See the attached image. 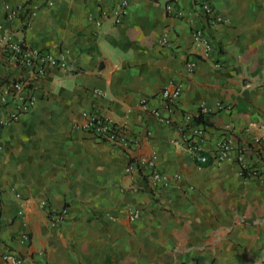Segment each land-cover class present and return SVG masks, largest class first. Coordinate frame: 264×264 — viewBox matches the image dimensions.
I'll use <instances>...</instances> for the list:
<instances>
[{"label": "crops", "instance_id": "1", "mask_svg": "<svg viewBox=\"0 0 264 264\" xmlns=\"http://www.w3.org/2000/svg\"><path fill=\"white\" fill-rule=\"evenodd\" d=\"M209 1L223 22L205 21L194 0H129L121 23L96 26L115 0H0V24L68 65L48 67L34 106L0 130V254L21 264H264V180L241 176L234 160L198 166L175 129L205 103L209 151L222 126L247 139L245 128L264 122V0ZM167 2L181 15L167 14ZM18 4L33 14L9 19L7 7ZM199 27L209 60L195 55ZM13 74L0 68V80ZM171 80L182 90L173 125H164L138 103L161 107L157 95ZM94 110L134 141L128 155L77 126ZM152 154L159 171L179 177L153 187L135 176L131 187L128 156ZM127 205L141 212L134 222ZM62 209L66 219L49 226V212Z\"/></svg>", "mask_w": 264, "mask_h": 264}, {"label": "built area", "instance_id": "2", "mask_svg": "<svg viewBox=\"0 0 264 264\" xmlns=\"http://www.w3.org/2000/svg\"><path fill=\"white\" fill-rule=\"evenodd\" d=\"M116 5L111 10L101 11L100 17L94 18L96 26H100L102 20L111 18L114 24L123 21L128 12L129 0H115ZM199 15L212 23H221L224 21L209 0H194ZM28 4H18L14 7H7V17L12 19L16 16L32 15L29 12ZM167 14L180 16L181 12L172 7L171 2L165 5ZM28 12V13H27ZM27 24L23 21L22 25ZM20 31H12L5 25L0 24V68L5 66L12 67L14 74L3 77L0 80V130L17 121L22 115L26 114L35 104L34 89L38 80L42 79L47 72L48 67L67 68V62L63 55H53L45 50H40L27 45L21 37H16ZM192 35L200 46L196 52V58L200 60H209L212 52L211 42L202 27L194 28ZM166 42V39H162ZM195 61L189 60L185 63L186 70L191 73L195 69ZM215 66L219 67L218 63ZM182 85L180 82L171 80L169 85L163 87L157 97L160 100L161 107H152L148 104V99L142 97L138 106L145 112L152 115L158 122L164 125H173L172 114L175 105L180 97ZM12 103L13 108L7 109ZM218 108L230 109V106L218 103ZM209 110L205 103H202L193 113H183L181 122L175 126L180 134L179 144H182L184 150L191 159L198 165H204L210 157L217 162L234 160L237 163L239 174L243 177H255L264 180V122L256 125L257 132H252L251 128H245V133L249 136L242 139L234 132L230 125L222 126L221 135L212 150H207V142L210 126L196 119L198 117L208 118ZM82 130L87 131L107 142L113 147L122 150L127 155L135 144L123 133L120 123L115 121L110 115L101 111H91L85 113V120L77 125ZM128 161L123 165V172L130 177L131 187H135V176H140L147 180L153 187L166 186L172 180L177 179L178 175H169L161 172L156 167V154L149 158H135L128 156ZM16 197L20 195L16 193ZM45 201L41 205H45ZM128 220L136 221L140 217V210L137 207L127 205ZM68 215L67 209L58 212H49L48 223L51 227L58 226ZM23 238L27 239L28 234ZM0 258L7 264H21L23 258L11 252L0 254Z\"/></svg>", "mask_w": 264, "mask_h": 264}, {"label": "trees", "instance_id": "3", "mask_svg": "<svg viewBox=\"0 0 264 264\" xmlns=\"http://www.w3.org/2000/svg\"><path fill=\"white\" fill-rule=\"evenodd\" d=\"M153 1H157V0H153ZM196 120L199 121V122H203L205 124H207V121H208L207 118H203L202 116L201 117H198Z\"/></svg>", "mask_w": 264, "mask_h": 264}]
</instances>
